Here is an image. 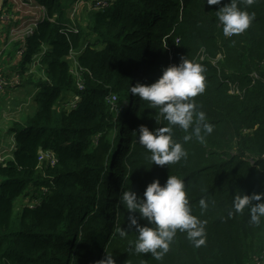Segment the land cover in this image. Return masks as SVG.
<instances>
[{"label":"trees","instance_id":"16d2710c","mask_svg":"<svg viewBox=\"0 0 264 264\" xmlns=\"http://www.w3.org/2000/svg\"><path fill=\"white\" fill-rule=\"evenodd\" d=\"M31 1L43 19L9 48L18 55L22 44L14 84H36V108L13 122L14 147L0 161V264H96L106 254L116 264H264V218L253 225L248 209L228 215L239 191L264 192V0H240L255 19L232 36L216 14L229 0H105L85 8L84 21L68 17L76 0ZM181 57L206 68L205 91L192 99L214 130L185 142L175 126L187 156L159 166L138 143L139 126L167 121L157 124L159 109L130 89ZM46 150L54 163L39 159ZM168 175L185 181L206 243L177 230L158 261L134 252V229L125 237L117 229L128 226L122 193L142 197Z\"/></svg>","mask_w":264,"mask_h":264},{"label":"clouds","instance_id":"9594fccd","mask_svg":"<svg viewBox=\"0 0 264 264\" xmlns=\"http://www.w3.org/2000/svg\"><path fill=\"white\" fill-rule=\"evenodd\" d=\"M206 2L208 5L221 4V0ZM254 2L255 0H246L249 6ZM239 4L240 0H229L216 13L225 36L244 32L255 19L254 12L242 9ZM205 71L203 64L181 57L179 64L164 68L155 82H138L131 87L133 95L149 102L152 108L159 109L154 117L157 124L167 121L166 125L153 130L145 125L139 126L138 143L149 151L152 163L164 166L186 158L187 152L175 138V126L188 133L183 137L185 142L193 135L203 140L213 132L214 125L207 122L206 114L197 110L198 106L192 99L205 91ZM121 201L129 213L128 226L127 229L120 227L117 231L121 237H125L133 229L138 233L133 249L136 254L151 253L153 258L161 260L168 252L177 230L186 231L196 247L205 245V222L192 213L185 181L178 176L168 175L163 185L158 179H154L146 186L142 197L128 189L122 193ZM199 206L202 211L207 209L205 198L199 200ZM245 209L249 210L250 223L259 225L261 218H264V192L249 195L239 191L234 195L232 210L228 215L243 213ZM141 219L147 222L143 226L138 222ZM96 264L116 262L112 255L106 254Z\"/></svg>","mask_w":264,"mask_h":264},{"label":"rangeland","instance_id":"374dc122","mask_svg":"<svg viewBox=\"0 0 264 264\" xmlns=\"http://www.w3.org/2000/svg\"><path fill=\"white\" fill-rule=\"evenodd\" d=\"M11 1L13 2L11 5V9H14L16 15H18L20 12H23L24 9L19 6L20 0H11ZM87 1H89V3H86ZM97 1L98 0H76L75 2L70 4L66 9L68 17L70 18L80 17V20L84 21L81 18V15L85 13V8L88 9V6L93 7V4L104 5L106 3L105 0H102L99 2ZM36 11L42 12V10L39 8L38 5H36V10H34V12ZM39 19L40 20L43 19L42 16H40ZM10 28H5L4 26L0 28V34H2L1 36L6 37V42H8L12 38H13L12 41H16L17 39H19V35L23 34L26 31V29H21V27H16L15 28L16 32L13 33L10 31ZM2 46H3V43L0 44V47ZM72 56H73V53H70L69 57L67 58H71ZM71 59L74 62L73 58ZM9 67H10V63H7L6 68H9ZM0 76L5 77L3 73L1 72H0ZM5 78H4V83L6 84L4 83L2 84V87H1L2 90H4L6 87H10L8 81ZM33 85L34 87H36V84H33ZM13 86H15V84ZM24 94L25 92L22 91L21 97L16 103H11L10 101L5 102L4 97L0 96V129L2 130L0 131V137L2 138L0 139V147H2L3 145L2 142L6 145H9V144L10 146L12 145L13 143L12 140H9V141L6 140V138L8 137L7 132L10 131L11 125L13 124L14 121H20L25 116L24 113L29 112L30 110H33V108L31 107V104L33 102V99L31 98V93H28L25 95ZM5 151L6 150L3 148L0 150V156H1L0 161H2Z\"/></svg>","mask_w":264,"mask_h":264},{"label":"crops","instance_id":"0c3cea01","mask_svg":"<svg viewBox=\"0 0 264 264\" xmlns=\"http://www.w3.org/2000/svg\"><path fill=\"white\" fill-rule=\"evenodd\" d=\"M12 3L13 2L11 0H5L2 3L3 12H2V17L0 18V28L2 26H4L5 28L11 27L10 28V31H11L13 28H15L20 23L26 22L32 15L38 16L41 13L40 11L34 12V10H36V6H34L32 3L26 5V3L20 0L19 6L22 7L24 10L23 12H20L18 15H16L14 9H11ZM1 35L2 34H0V44L3 43V46L0 47V63H1L0 72L3 73V75L6 77V78L5 77L3 78H5L8 81L10 87H6L4 90L0 91V96L4 97L5 102L10 101L11 103H16L20 99L22 91H24L25 94L31 93V98H32L35 91L37 90V87H34V85L32 84L16 85L15 84V86H13L14 79H15L14 78L15 73L19 69V67H17L19 56L16 55L14 52H12V50L9 48L11 47V44L9 42L12 41V39L6 42V37L1 36ZM5 48H6L5 53H3L2 51H4ZM9 51H11V53L7 54V52ZM2 55L5 58L4 60H2ZM7 63H10L9 68H6ZM31 106H34L36 108V104H34V102H32ZM0 131L2 130L0 129ZM7 134H8V137L6 138V140L8 141L12 140L13 143L10 146V144L6 145L2 142L3 145L2 147H0V150L3 148L9 152L10 149L14 147V141H13V134L10 133V131H8ZM0 139L2 138L0 137ZM6 151L4 152V154L8 156L9 154L6 153Z\"/></svg>","mask_w":264,"mask_h":264},{"label":"built area","instance_id":"2783aa9c","mask_svg":"<svg viewBox=\"0 0 264 264\" xmlns=\"http://www.w3.org/2000/svg\"><path fill=\"white\" fill-rule=\"evenodd\" d=\"M5 0H0V18L2 17V12H3V10H2V3L4 2ZM102 1V0H101ZM30 3H32V1H30L29 0V2H28V4H30ZM34 6H36V5H34ZM43 15H44V12L42 11L41 13H40V15H38V16H34V15H32L31 17H32V20H28V21H26V22H22V23H20L19 25H17L16 27H21V29H26V31L23 33V34H21V35H19V39H22V38H24L25 36H27V35H29L30 33H32V30H33V27L35 26V22L36 21H38V20H40L39 19V17L40 16H42V18H43ZM42 20V19H41ZM15 27V28H16ZM15 28H13L12 30H11V32H13V33H15L16 32V29ZM13 39V38H12ZM19 39H17V40H19ZM22 44L20 45V49H18L16 52H17V54L18 55H20L23 51H22ZM4 83V78L2 77V76H0V91L2 90V84ZM78 85H79V87L81 88L82 87V85H81V83L80 82H78ZM111 98H112V100H114L115 99V95H112L111 96ZM1 157V156H0ZM39 159L41 160V161H50V163H54L55 161H56V158L54 157V155L49 151V150H46V151H40V153H39ZM0 160H1V158H0ZM3 160V159H2Z\"/></svg>","mask_w":264,"mask_h":264}]
</instances>
